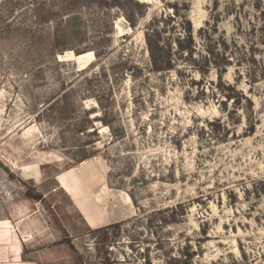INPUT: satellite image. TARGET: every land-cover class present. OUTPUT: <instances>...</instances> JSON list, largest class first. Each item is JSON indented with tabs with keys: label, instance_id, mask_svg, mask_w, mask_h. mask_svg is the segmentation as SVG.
Listing matches in <instances>:
<instances>
[{
	"label": "rangeland",
	"instance_id": "374dc122",
	"mask_svg": "<svg viewBox=\"0 0 264 264\" xmlns=\"http://www.w3.org/2000/svg\"><path fill=\"white\" fill-rule=\"evenodd\" d=\"M7 216L61 264H264V0H0Z\"/></svg>",
	"mask_w": 264,
	"mask_h": 264
},
{
	"label": "crops",
	"instance_id": "0c3cea01",
	"mask_svg": "<svg viewBox=\"0 0 264 264\" xmlns=\"http://www.w3.org/2000/svg\"><path fill=\"white\" fill-rule=\"evenodd\" d=\"M57 182L55 176L51 186L53 196L62 189ZM9 219L0 220V264H61L59 260L63 257V247L59 245L58 235L51 231L40 233L49 224L35 219L29 220L36 221L31 224L26 223V219ZM78 223L81 229L95 226L88 223L85 217ZM29 231L32 233L29 234Z\"/></svg>",
	"mask_w": 264,
	"mask_h": 264
},
{
	"label": "bare ground",
	"instance_id": "6f19581e",
	"mask_svg": "<svg viewBox=\"0 0 264 264\" xmlns=\"http://www.w3.org/2000/svg\"><path fill=\"white\" fill-rule=\"evenodd\" d=\"M91 56V52H87V53H84V54H81V55H78V56H75V59L78 60V61H82L84 60V62L87 63V61L89 60L88 57ZM7 192V191H6ZM9 192V191H8ZM2 193V192H1ZM4 194V193H3ZM6 195V194H5ZM3 196V195H2ZM9 196V195H7ZM4 198V197H3ZM6 198V197H5ZM7 200V198L5 199ZM103 203V202H102ZM106 215H105V212L102 210L100 211V214L99 216L97 214H92L91 216H89V219L91 222H95V223H102L104 222L106 219H105Z\"/></svg>",
	"mask_w": 264,
	"mask_h": 264
},
{
	"label": "trees",
	"instance_id": "16d2710c",
	"mask_svg": "<svg viewBox=\"0 0 264 264\" xmlns=\"http://www.w3.org/2000/svg\"><path fill=\"white\" fill-rule=\"evenodd\" d=\"M190 34L189 30H188V35Z\"/></svg>",
	"mask_w": 264,
	"mask_h": 264
}]
</instances>
